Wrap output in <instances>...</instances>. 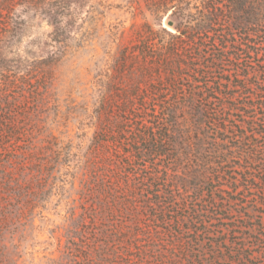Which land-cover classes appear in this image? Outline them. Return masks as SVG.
I'll use <instances>...</instances> for the list:
<instances>
[{"label": "trees", "instance_id": "1", "mask_svg": "<svg viewBox=\"0 0 264 264\" xmlns=\"http://www.w3.org/2000/svg\"><path fill=\"white\" fill-rule=\"evenodd\" d=\"M106 4L0 0V264H26L53 198L65 215L46 264H264V0H203L201 14L132 0L135 17L178 16L176 31L135 29L127 87L97 86L105 128L65 143L46 125L53 69L77 10ZM37 19L57 42L24 60L14 47Z\"/></svg>", "mask_w": 264, "mask_h": 264}, {"label": "rangeland", "instance_id": "2", "mask_svg": "<svg viewBox=\"0 0 264 264\" xmlns=\"http://www.w3.org/2000/svg\"><path fill=\"white\" fill-rule=\"evenodd\" d=\"M131 1L107 0V7L98 9L99 12H94L92 18L87 5L76 12L77 26L70 32L76 38L65 43V54L53 69V82L49 88L50 111L46 120L49 131L65 143L73 140L78 145L82 140L88 144L95 132L105 128L107 114H103L98 122L91 116L100 98L97 86L113 80V90L127 87V74L122 66L125 60L123 51L132 44L135 29L148 21L155 30L163 26L176 31L175 25L180 22L178 16L166 15L159 21L143 6L145 14L135 17L129 8ZM188 1L194 12L199 13L203 8V0ZM168 19L174 20L175 25L169 26L166 23ZM54 29L47 21L31 20L14 50L24 60L48 58L57 42L54 40ZM161 89L172 90L169 86ZM55 203L57 198L52 199L50 212H46L49 221L36 220L39 227L27 242L29 254L26 264H46L44 256L55 248L48 247L46 241L52 240L50 229L62 223V216L65 215L64 206L57 209L54 208ZM261 210L264 212V208Z\"/></svg>", "mask_w": 264, "mask_h": 264}, {"label": "water", "instance_id": "3", "mask_svg": "<svg viewBox=\"0 0 264 264\" xmlns=\"http://www.w3.org/2000/svg\"><path fill=\"white\" fill-rule=\"evenodd\" d=\"M166 23H167L169 26H174V25H175V22H174V20H172V19H168Z\"/></svg>", "mask_w": 264, "mask_h": 264}]
</instances>
